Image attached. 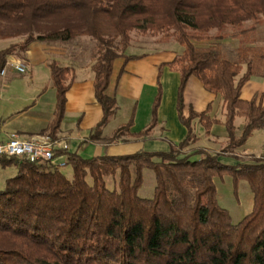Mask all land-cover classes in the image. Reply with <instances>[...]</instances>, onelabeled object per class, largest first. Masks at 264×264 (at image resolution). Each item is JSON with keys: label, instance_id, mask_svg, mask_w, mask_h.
I'll use <instances>...</instances> for the list:
<instances>
[{"label": "trees", "instance_id": "obj_1", "mask_svg": "<svg viewBox=\"0 0 264 264\" xmlns=\"http://www.w3.org/2000/svg\"><path fill=\"white\" fill-rule=\"evenodd\" d=\"M262 22L264 0H0V40L23 38L0 50V72L10 56L23 57L33 42L69 48L85 37L94 43L84 48L79 42L80 52L71 53L92 61L102 118L89 141L100 140L118 111L106 90L114 60L137 58L125 55L131 33L178 44L181 54L160 70L179 75L176 112L186 129L182 141L166 152L83 158L55 150L54 156H67L71 178L51 163L0 157L1 168L16 169L0 190V264H264V152L251 163L219 161L242 148L254 131L264 130V107L240 98L250 78H264V40L257 44L255 35ZM226 38L238 41L233 52L221 43ZM48 67L55 107L43 134L55 140L74 69L56 61ZM191 76L224 104L227 146L218 154H182L194 142V120L205 134L215 123L207 116L209 108L202 113L190 108L184 117L183 92ZM160 99L158 84L144 131L129 133V120L106 141L147 135ZM235 117L244 119L238 136ZM144 171L154 175L150 199L138 196ZM116 173L117 186L110 189L105 179ZM224 176L247 182L252 193V210L237 224L217 202L214 179Z\"/></svg>", "mask_w": 264, "mask_h": 264}, {"label": "crops", "instance_id": "obj_2", "mask_svg": "<svg viewBox=\"0 0 264 264\" xmlns=\"http://www.w3.org/2000/svg\"><path fill=\"white\" fill-rule=\"evenodd\" d=\"M202 43H199L200 46ZM221 43L230 52L238 45L237 40L229 38ZM148 46L151 45L145 42L131 44L125 55L135 56L136 59L127 62L123 58L114 60L106 95L116 99L118 111L103 129L100 140L89 141V134L102 118V110L94 97L92 61L88 56L82 55L73 58L71 54L68 55V47L60 44H29L24 56L20 58L25 63L26 73L17 74L7 69L4 76H0V137L5 138L11 133H16L22 139L46 135L43 131L50 123L55 107V91L51 85L48 65L56 61L61 66L74 69L73 81L65 95L63 119L55 139L56 150L67 148L68 153L75 152L83 158L129 155L139 150L168 151L170 146L182 141L186 129L178 121L176 112L179 75L169 71L167 67L160 70V66L180 55L182 48L174 42ZM10 58L11 56L8 62L12 61ZM13 83L14 102L9 94ZM158 84L161 99L155 126L149 133L142 137L122 135L112 142L106 141L118 127L129 120L132 121L129 129L131 134H137L148 127L152 120V105L158 92ZM240 98L244 101L255 99L264 107V78H250L243 85ZM183 105L185 118L190 108L196 113L206 112L209 108L207 116L217 122L205 134L203 127L194 120L192 132L197 137L198 150L218 153L220 144L227 140L223 125L225 107L221 98L206 91L200 81L191 76L184 88ZM243 125L244 119L235 117L234 128L237 135ZM198 150L191 148L187 155L198 158L200 155L195 154ZM239 150L260 156L264 151V130L254 131ZM84 153L89 154L83 156ZM65 157L64 155L60 161L65 163ZM219 161L228 165L238 163L237 158L226 155L220 156ZM62 168L59 169L62 171Z\"/></svg>", "mask_w": 264, "mask_h": 264}, {"label": "rangeland", "instance_id": "obj_3", "mask_svg": "<svg viewBox=\"0 0 264 264\" xmlns=\"http://www.w3.org/2000/svg\"><path fill=\"white\" fill-rule=\"evenodd\" d=\"M255 35H256V38L258 40L257 44L263 43V40H264V22H262L256 26ZM131 38H132V44H138V43L145 42L147 45H151L148 47H152V45H154V44H159V42L157 41L159 39V37L158 38L157 37H151L148 35L144 36V35H140L136 32L131 33ZM22 39L23 38H16V39H10V40H0V50L9 47L12 44L20 43L22 41ZM79 42L85 43L84 48H85V45H88L89 47H93V45H94V43L92 41H89V39L85 38V37L79 39ZM79 42L78 43L75 42L73 45L69 46V48L67 49L68 55L71 54L72 52H74V53L80 52L82 45ZM86 56L87 55H85V57ZM20 58L21 57L16 58V56H15L16 60H14V56H11L10 59L13 60L12 62H14V61L23 62ZM23 64L25 65L24 62H23ZM7 68H9V66H7L6 69ZM10 70H12V69H10ZM9 94H11V96H12L11 99L13 100L12 102H14V83L12 85V88L9 91ZM12 109H14V107ZM210 120H213V119H210ZM216 122L217 121H215V123ZM54 141L56 143V140H54ZM196 141H197V137L195 135L194 142H192V140H190L189 145L182 149V154L186 155V156H191V155H187L188 150H190L191 148L198 150V148H196ZM226 146H227V140L220 144V146L218 147V148H220L218 150V153L222 152ZM239 149L233 150V152H231V153L226 152L222 156L226 155L227 157H232L235 159L237 158V160H238L237 162H244V163H251L253 159L260 157V156L256 157L255 155L250 154V153L248 154V152H242ZM59 150L67 152V148L59 149ZM218 153H215V154H218ZM87 154H89V153H84L82 155L88 156ZM66 158H67V156L65 157V159H63V160H65V163H66ZM15 173H16V169L14 167H8V168H1L0 167V190L3 189L5 180L13 177L15 175ZM62 173L64 174L65 177L71 178L72 177V170H71L70 165H64V167L62 168ZM143 174H144L143 175V183H142L140 189L138 190V196L140 198H143V199H150L153 195V189H154V185H155L154 175L151 171H144ZM117 181H118V174L117 173L114 177H108L105 179V183H106L107 187L110 189L116 188ZM214 185H215V189H216L217 202L221 208L227 210V212L229 213V215L231 217L232 224H237L246 215H248L251 212V210H252L251 206L253 203V201H252L253 198H252V193L249 189L247 182H245L243 180H239L237 182H234L231 177L224 176L222 178H215L214 179Z\"/></svg>", "mask_w": 264, "mask_h": 264}, {"label": "built area", "instance_id": "obj_4", "mask_svg": "<svg viewBox=\"0 0 264 264\" xmlns=\"http://www.w3.org/2000/svg\"><path fill=\"white\" fill-rule=\"evenodd\" d=\"M12 61H7L6 66L0 72V76H4L9 68L17 74L26 73L23 62ZM7 66L9 68L6 69ZM55 150V141L47 135H36L30 139H22L16 133H11L5 138L0 137V157H14L32 163H51L60 168L65 163L60 161L63 156H54Z\"/></svg>", "mask_w": 264, "mask_h": 264}]
</instances>
